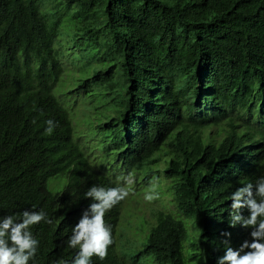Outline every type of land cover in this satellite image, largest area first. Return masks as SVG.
Returning a JSON list of instances; mask_svg holds the SVG:
<instances>
[{
	"label": "trees",
	"instance_id": "obj_1",
	"mask_svg": "<svg viewBox=\"0 0 264 264\" xmlns=\"http://www.w3.org/2000/svg\"><path fill=\"white\" fill-rule=\"evenodd\" d=\"M152 159L175 210L120 245L121 201L101 264H188L175 257L187 219L196 264L248 238L229 227L228 198L264 176V0H0V216L57 218L33 229L41 264H71L63 221L68 234L88 188Z\"/></svg>",
	"mask_w": 264,
	"mask_h": 264
},
{
	"label": "clouds",
	"instance_id": "obj_2",
	"mask_svg": "<svg viewBox=\"0 0 264 264\" xmlns=\"http://www.w3.org/2000/svg\"><path fill=\"white\" fill-rule=\"evenodd\" d=\"M46 123L48 125L46 133L51 134L56 124L52 120ZM152 162L150 167L134 172V183L138 181L144 183L142 191L137 196L132 192L134 185L130 183L131 175L134 173L121 177L116 185L107 184L106 188L93 185L84 193L85 198L90 199L91 203L80 218L76 216L68 230V248L78 249L71 264H101L108 257V249L114 243L108 212L121 201L125 200V204L128 199L134 198L139 204L151 209V224L158 217H162V210L159 208L162 194L159 195L156 186L160 174L165 172V165L154 162V159ZM107 164L108 169L117 166L110 159H107ZM160 168L164 172L160 171ZM53 184L54 182H51V186ZM228 199L231 201L229 227L235 228L239 225L249 230L248 238L235 248L231 246L230 239L223 240L225 251L223 256L217 259V264H264V176L257 179L255 184L247 183L237 187ZM155 204H157L156 208L152 206ZM242 209H246L248 215H243ZM172 210H175L174 207ZM188 221L189 227L190 224L193 225L191 219ZM41 222L49 225L53 223L43 210H24L19 217L0 216V264H29L30 261L35 264L39 240L33 229ZM147 224L150 222L147 221ZM125 235L129 236L120 225L117 229V244ZM221 235L230 238L231 232H222ZM194 236L197 239L200 237L196 232ZM54 264H67V262L60 260Z\"/></svg>",
	"mask_w": 264,
	"mask_h": 264
},
{
	"label": "rangeland",
	"instance_id": "obj_3",
	"mask_svg": "<svg viewBox=\"0 0 264 264\" xmlns=\"http://www.w3.org/2000/svg\"><path fill=\"white\" fill-rule=\"evenodd\" d=\"M79 49H76L75 51H78ZM73 51V50H72ZM64 62L68 65L70 70H74L75 69V63L74 60L72 58L71 55H67L64 58ZM216 132L217 129L216 128H211L210 129V135L212 136H216ZM16 162V161H15ZM17 168L20 167V164L18 162H16ZM121 177H118V180ZM158 184L156 186V191L160 194H162L161 196V200L160 201V205L159 208H161L162 213L164 216H168L171 212V202H172V195H173V191L171 190V185L170 182L167 181V179L165 178L164 174L161 173L159 178H158ZM135 182V173L131 175V184L134 185V189L132 190V192H134V195L137 196L140 191H142V188L144 187V183L143 182ZM152 190V187H151ZM139 200V199H138ZM143 201V200H142ZM154 202V201H152ZM154 208H156L157 204L152 205ZM36 210L35 208H31L30 211H34ZM151 216H152V210L145 207L142 204H139L134 198H130L126 201V203L124 204L122 211H121V228L127 231V234L129 236H124V238L120 239V241L118 242V244H126L129 245L131 243H135V238L136 234H135V228L137 226V228H139V226L144 223L145 225L147 224V221L150 222V224H147V226L151 225ZM50 219H52L53 223L52 224H46L41 222L38 225L35 226H45L47 228H59V224H58V220L55 217H50ZM192 224H190L189 227V221L184 220L183 221V227L181 228V232L184 233V238L185 241L184 243L179 247L178 252L176 254V259L183 257L186 260H188V264H196V262H194L191 259V254L193 252V245L198 241V239L194 236L195 232L197 233V227L195 224V221L192 220ZM69 226V222L67 221H63V228H62V232L64 234L65 237L69 238V235L67 234V229ZM60 229V228H59ZM134 236V237H133ZM48 258H42L39 256H36V261L35 264H41L44 260H46ZM63 261H67V258L63 259ZM29 264H32V261L29 262Z\"/></svg>",
	"mask_w": 264,
	"mask_h": 264
}]
</instances>
